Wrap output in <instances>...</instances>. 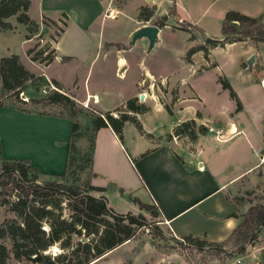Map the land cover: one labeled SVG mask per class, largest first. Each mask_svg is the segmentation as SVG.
I'll list each match as a JSON object with an SVG mask.
<instances>
[{
	"label": "crops",
	"instance_id": "obj_1",
	"mask_svg": "<svg viewBox=\"0 0 264 264\" xmlns=\"http://www.w3.org/2000/svg\"><path fill=\"white\" fill-rule=\"evenodd\" d=\"M29 1L27 15L35 5L34 21L40 16L65 17L64 29L54 44L58 59L80 62L83 70L90 63L98 62L99 58L105 62L111 52L113 67L118 70L119 78L132 73L135 77L137 75L142 77L124 84L118 81V94L122 95L121 88L131 85L129 92L135 94L138 91L144 92L155 104L156 79H159V84L164 87L166 97L171 89L177 86L178 95H174L175 100L171 106L173 109L170 111L173 119L167 135H170L177 125L188 120L194 121L195 138L188 147L186 144L179 145L172 134V141L154 146L151 142L155 139L160 140L159 134L146 139L137 133L142 146L140 149H131L134 151L135 163L126 155L121 142L108 126L98 129L94 135L89 183L104 191L94 196L105 197L107 206L119 215L138 213L140 208L137 203L152 208L159 224L172 237H191L215 245L225 243L241 221V214L237 213L241 208L236 209L233 203V199L237 197V190L264 181V159L261 161L264 155V139L262 143L258 120L255 121L254 127L249 123L248 128L246 123L243 124L246 120L234 117L236 114L232 111L234 104L239 105L236 109L239 114L246 110L243 102L246 95L238 93L233 86L236 78L243 84L246 78L258 81L259 84L264 83V44L248 39L223 44L207 49L205 57L202 52H195L189 57L190 62H186L183 60L185 52L201 44L194 38L191 41L186 38L184 51H180L179 56L172 57L169 53L163 56L161 63L166 68L159 60L154 62L145 55L152 50L174 51V46L165 38L170 32L182 33L188 37L187 32L180 31V26L173 24V19L168 15L170 9L174 10L172 17L180 21V25L186 24L198 30L203 39L220 40L221 23L228 11H235L251 18L260 17L264 27V0H250L244 10L221 9L205 18L203 16L206 9L202 0ZM48 1L51 2L50 5ZM140 7L149 9L154 18L166 16L165 25L158 29L157 38L148 52V42L145 38L137 39L131 44L129 42L136 29L146 25L153 26L137 21ZM106 11L117 12V17L104 18L103 14ZM96 19H99V24L94 25ZM213 21L219 25L218 28L212 25ZM69 28H75L83 36L68 40V50L63 51L65 50L63 37ZM215 28L217 31L213 33ZM103 47H106V50L101 52ZM233 48L239 51L234 60L235 72L231 74L227 63ZM9 54L18 56L15 53L3 52L0 58ZM172 58L178 59L179 65L175 68L169 64V59ZM92 70L89 68L83 74L82 87L83 83L85 87V81L92 76ZM210 71H213V85L201 88L200 85L206 80L205 75ZM53 78L57 82H65L60 74ZM220 81L227 83L234 98L229 96L228 90L220 87ZM144 82L147 86L142 89ZM81 93L83 94L82 91ZM104 93L109 92L87 90L86 98L88 102L99 105V99ZM122 97L120 101L123 100ZM219 97L226 100L225 103L217 105ZM2 123L8 130V132L0 130V154L3 159L24 160L45 176H60L64 173L70 127L66 118L35 115L2 107L0 124ZM10 123L17 125V130L14 126L12 127L14 129L10 130L8 127ZM199 127L205 128L203 134L198 133ZM2 133L12 136L15 140L14 145L7 143ZM162 165L169 167L175 176L173 178L169 176L168 179L166 175H161ZM116 202L123 211L114 210L113 205Z\"/></svg>",
	"mask_w": 264,
	"mask_h": 264
},
{
	"label": "rangeland",
	"instance_id": "obj_2",
	"mask_svg": "<svg viewBox=\"0 0 264 264\" xmlns=\"http://www.w3.org/2000/svg\"><path fill=\"white\" fill-rule=\"evenodd\" d=\"M201 2L204 5V9H206V13L203 16L205 18L210 17L211 14H214L221 9L238 8L244 10L247 8L250 0H202ZM50 4L51 2L48 1V5ZM35 10V5H33L27 16L28 18L30 17L29 19L37 25V28H30L29 32L27 30V26L18 24L15 21L14 16L6 20L10 23L12 27L11 30L0 31V56H2L1 54L3 52L7 54H18V63L33 76V79L26 83V88L23 91L18 92L15 97L6 95L5 98H2L1 103L4 108L21 110L35 115L66 117L70 114V111L75 112L73 120L80 127V130L78 131L79 138L76 139L75 142L77 153L73 154L74 160L71 162L69 172L65 175L64 180L62 181L64 184L73 186L78 188V190L83 191L86 189L89 182L90 172L88 170V165L85 162L89 145V132L86 131V128L89 127L87 125L89 115L103 117L104 114L108 113L111 117L117 118L120 113H125L128 115L127 117L129 120H134L136 125L130 122L124 123L121 134V145L123 146L126 155L131 160H134L132 161L134 163L136 162V159L134 151L131 149H140L142 146L140 145L141 140L139 139L138 134L146 139H149V136L159 134L160 140L155 139L154 142H151L154 146L172 141V134L173 138L177 140L179 145L183 146L186 144L188 147V144H190L193 139L184 135H173V131L176 127L172 129L170 135H167L169 124L173 119L170 115V111L173 109L171 106L175 100L174 95L178 93L177 86H174L166 97L164 94V87L159 84V79H156L154 83V86L156 87V105L153 104L154 102L151 101L144 92L142 93L145 94L146 100L143 102L139 101L140 91L136 94L129 92L131 85L124 87V89L121 88L120 91L122 92V95L118 94V81L123 82L124 84L128 81H134L135 79L138 80V78L142 77L139 75L135 77L132 73L130 75H123L119 78L120 74L118 75V70H115L113 67V55L111 52L108 54L109 56L106 57L105 62L101 61V58H99L98 62L90 63L89 66L83 70L81 69L80 62H73L69 60L65 61V58L58 59L57 53L54 49V44L64 29L66 19L63 15L55 18L40 16L36 19L37 21H34L36 18L34 13ZM170 18L173 19L174 25L180 26L181 28H188V37L182 33L170 32L165 36V38L168 43H171L174 46V51L157 52L156 50H152L149 54L145 55L147 59H153L154 62L159 60L160 64L164 68H166V66L161 63L163 56H165L166 53H169L172 57L179 56V52L184 51L186 38L189 41V37L191 36L192 39L194 38V40H198L201 43L204 41L198 30L186 24L180 25L181 22L176 21L172 16H170ZM155 19L156 18L152 16L146 24H152ZM95 24H99V19L94 21V25ZM107 25L108 24H106V28ZM212 25H216L215 21L212 22ZM218 26L216 25L217 28ZM171 28L175 29L173 26H171ZM217 28H215L213 33H216ZM79 35H82V33L75 28H69L63 37V47L65 46V50L63 51L68 50V40L75 39L76 37H79ZM113 48H111V51ZM103 50H106V47H103L100 51L103 52ZM238 51L239 50H237V48L231 49V54L227 63L230 66L231 70L229 73L231 74L235 72L234 60L238 55ZM101 52L100 57L102 55ZM11 55L14 54H9L7 57ZM35 55L38 56L33 60L31 57ZM47 55H49V57H47ZM169 61L170 66L173 68L179 65L178 59L173 60L172 58L169 59ZM89 68L93 69L92 76L89 79L87 77V85L85 81V87L84 83L82 87V76L85 74L86 70H89ZM212 72L213 71H210L205 75L206 80L205 83L200 85L202 86L201 88H203V86L210 87L213 85ZM59 74L62 75L65 82L62 81L60 83L53 78V76L58 77ZM96 75L99 76L96 77ZM249 80V78L243 80V82L246 81L245 84L239 82V78L234 80V89L241 95H246V98L243 101L246 105V110L242 114H239L238 111H236L237 106L234 104V109L232 111L236 114L234 117L246 120L243 124L246 123L248 128L249 123L254 127L255 121L258 120V126L260 125L261 127L259 136L261 142L263 143L264 83L259 84L258 81L254 82L252 79L250 81ZM198 82L199 80L197 83ZM142 84V89L147 86V83L145 82ZM219 85L222 87L221 83ZM87 90H105L109 93L102 94L98 105L93 104V102H88L86 98ZM52 93H59L69 97L75 104L73 110H69L66 104L63 103L49 102L47 98ZM121 97L123 100L120 101ZM142 99L140 98V100ZM126 101H130L134 106H140L142 111L140 113L127 112L125 109ZM225 101L226 100L222 97H219V99L217 98L216 104L225 103ZM236 103H238V101ZM212 111L214 112L215 110ZM13 126L15 130H17V125H14V123L8 124L10 130ZM190 128L191 127H188L187 132ZM0 130L8 132L3 123L0 124ZM193 130H195V126ZM2 136L7 143L9 142L14 145L15 140L12 136H9L7 133ZM161 170V175H166L168 179L169 176L170 178L175 176V174H173L170 168L166 167V165H162ZM53 181L54 179L52 176L41 175L37 177L38 184L50 183ZM15 191L16 190H12L8 187L6 194L4 196L0 195V224L9 221L13 217L12 214L7 211V206L4 201H14L18 193H15ZM94 194L96 193H91L93 196ZM236 194V198H239L242 201L240 205L241 209L237 211L238 214H243L250 206L257 204L264 205V181L261 180L254 186L252 185L245 189L243 188L242 190H237ZM113 208L117 212L123 211V208L118 206V202L114 203ZM125 214L127 213H124L123 215ZM129 214L134 217H141V219L138 220L141 226L135 230L133 239L125 241L108 252L106 256H102L101 259L91 261L88 264H264V225L260 226L258 229L255 241L244 246L242 254H238L237 247L232 246L231 242L227 241L220 245L222 252L214 253L213 250H207V248H204L202 251H196L194 248L184 250L179 247L168 231L161 224H159L158 218H152L149 210L139 209L138 213ZM71 239L72 242H75L77 237L72 236ZM1 244H3L7 249L10 248V243L6 239L1 241ZM62 252L63 251L58 247V245L55 244L44 253L50 257H55ZM237 259L240 261L237 262ZM7 264L31 263L23 261L16 262L15 260L10 259Z\"/></svg>",
	"mask_w": 264,
	"mask_h": 264
},
{
	"label": "trees",
	"instance_id": "obj_3",
	"mask_svg": "<svg viewBox=\"0 0 264 264\" xmlns=\"http://www.w3.org/2000/svg\"><path fill=\"white\" fill-rule=\"evenodd\" d=\"M29 4V0H0V31L11 30L12 27L6 20L14 16L15 21L27 26L29 32L30 28H37V25L27 16ZM168 15L173 16L174 10L170 9ZM152 16L149 9L140 7L136 19L140 22H147ZM165 21L166 16H162L156 18L152 25L159 29L165 25ZM187 29L180 27V30L185 32ZM220 35L222 37L220 40L204 39L200 45L189 48L185 52L184 60L189 62V57L198 51L202 52L205 57L209 48L241 42L245 39L264 44V27L261 24V18H251L235 11H228L224 14ZM189 38L192 40L191 36ZM38 55L31 58L34 60ZM32 79L33 76L18 63L17 56L1 57L0 108L4 107L1 103L2 98L6 95L15 97L18 92L26 88V83ZM220 83L223 89L228 90L229 96L234 98L227 83L223 81ZM47 100L51 103L66 104L69 110H73L75 105L69 97L59 93H52ZM236 108H239L238 104ZM125 109L133 113L142 111L140 106H134L130 101H126ZM74 115L75 112L70 111V114L64 117L70 123L64 173L60 176H52L53 182L38 184L37 177L43 174L37 168L31 167L24 160L3 159L0 154V195L4 196L8 187L16 190L15 193L18 192L14 201H4L7 211L13 217L0 224V264H7L10 259L31 264H88L101 259L104 254L125 241L133 239L135 230L141 226L138 221L141 219L140 216L134 217L129 213L116 214L107 206L105 197L91 195V193H101L104 189L93 187L88 182L86 189L80 191L62 182L74 160L73 154L77 153L75 142L79 138L80 127L73 120ZM127 116L125 113H120L117 118L111 117L108 113L103 117L89 115L87 122L89 127L86 128L89 132V145L85 158L88 170L96 131L108 126L121 142L124 123L130 122L136 125L134 120H129ZM188 127L191 128L187 132ZM193 128V120L185 121L176 126L173 135H184L194 139ZM197 131L203 134L205 128L199 127ZM233 203L237 209L242 201L234 198ZM137 205L140 209L149 210L152 218L157 217L152 208L140 203ZM240 217V223L227 240L232 246L237 247L238 254L243 253L245 245L255 241L258 229L264 225V205L250 206ZM72 236L77 237L75 242H72ZM5 239L10 243L9 249L1 244V241ZM81 239L83 242L80 241ZM183 239L196 251L207 248V250H213L214 253L222 252L220 245L191 237ZM176 243L181 247L178 242ZM55 244L63 252L55 257L46 255L44 252Z\"/></svg>",
	"mask_w": 264,
	"mask_h": 264
},
{
	"label": "water",
	"instance_id": "obj_4",
	"mask_svg": "<svg viewBox=\"0 0 264 264\" xmlns=\"http://www.w3.org/2000/svg\"><path fill=\"white\" fill-rule=\"evenodd\" d=\"M157 32H158V28H156L155 26H142L138 29H136L130 38V44L133 43L135 40L140 39V38H145L148 42L147 44V51H149L152 47L153 44L157 38ZM81 242H83V240H80Z\"/></svg>",
	"mask_w": 264,
	"mask_h": 264
},
{
	"label": "built area",
	"instance_id": "obj_5",
	"mask_svg": "<svg viewBox=\"0 0 264 264\" xmlns=\"http://www.w3.org/2000/svg\"><path fill=\"white\" fill-rule=\"evenodd\" d=\"M103 17L104 18H108V19H114V18L117 17V12H114V11H106V13L103 14ZM140 98L141 99L143 98V99L140 100ZM144 100H145V94L140 93L139 94V101L143 102ZM263 159H264V155H262L261 161H263ZM172 238L176 242H178L184 250H186L188 248L192 249V246H190L187 242H185V240L183 238H178V237H172ZM236 261L239 262L240 260L237 259Z\"/></svg>",
	"mask_w": 264,
	"mask_h": 264
}]
</instances>
